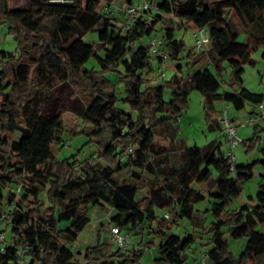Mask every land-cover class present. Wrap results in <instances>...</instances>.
<instances>
[{
    "label": "trees",
    "instance_id": "trees-1",
    "mask_svg": "<svg viewBox=\"0 0 264 264\" xmlns=\"http://www.w3.org/2000/svg\"><path fill=\"white\" fill-rule=\"evenodd\" d=\"M101 1L29 0V15L22 18L9 13L7 0H0V23L8 24L17 42L16 52L0 50V224L10 232L7 244L0 246V264H140L141 248L111 252L101 243L87 247L82 261L76 260L71 245L95 207L111 210V228L141 236L148 229L156 235L155 264H185L194 241L208 264H264V231L257 229L264 228V146L259 158L236 165L218 139L191 147L174 141L179 131L174 120L187 106L191 90L204 97L209 111L215 101H223L236 110L249 105L248 115H253L264 102V93L242 86L244 65L253 64L251 51L264 44V0H144L154 11L131 17L125 27L111 11L98 10ZM105 1L110 6L114 0ZM231 12L245 30L256 27L262 35L246 31L247 39L237 41L240 31ZM195 27H206L211 42L206 51L190 50L186 56L187 65L198 67L187 87L179 63L170 79L151 84L146 74L152 73V62L159 68L163 59L149 52L146 40L160 33L159 50L166 60L179 62L184 41L175 29ZM89 32L96 33V42L84 41ZM91 57L98 71L84 66ZM223 62L230 68V90H221ZM109 71L124 82L123 100L130 109L138 115L147 109L146 123L137 124L117 105L119 98L105 75ZM55 80L68 82L83 100L69 108L82 120L72 134L84 132L99 144L96 160L56 159L57 146L65 143L62 119L42 114ZM259 123L243 140L248 148L263 133ZM207 128L222 132L215 118ZM13 133L18 136L11 137ZM256 168L262 171L255 197L229 209ZM140 187L146 190L142 199ZM203 190L215 199L206 210L210 225L198 237L187 234L175 243L169 231L181 220L203 228L194 208L206 200ZM43 191L49 205L40 199ZM157 210L167 211L169 219L157 216ZM225 235L246 239L238 257L229 252Z\"/></svg>",
    "mask_w": 264,
    "mask_h": 264
},
{
    "label": "rangeland",
    "instance_id": "rangeland-1",
    "mask_svg": "<svg viewBox=\"0 0 264 264\" xmlns=\"http://www.w3.org/2000/svg\"><path fill=\"white\" fill-rule=\"evenodd\" d=\"M140 1L141 0H131V3H128L126 0H114L110 6H107L106 1L103 0L98 6V10L102 13L111 11L117 17L116 23L124 22L128 20V17L125 14L126 7L132 4L136 5ZM7 3L9 13L22 18L28 17L29 0H7ZM152 11H154L153 8ZM230 16L237 29L240 31L237 41L244 42L247 39V34L245 33L246 31L248 34L262 35L259 31H257L256 27H251L248 30H245L242 23L233 12H231ZM191 31L192 30L190 28L175 29L176 37L184 41V48L180 54L181 60L178 62L170 58L167 59L166 66L163 71L165 74L163 79L168 80L177 71L176 66L179 63L181 65L180 74L185 76L183 88L187 87L189 80L198 69V67L187 65L186 60V56L190 50H192L193 39ZM83 39L86 43H94L97 41V35L95 32H89L85 34ZM208 48L209 45L205 51ZM16 49L17 42L14 39L12 33L9 32L8 24L0 23V50L16 52ZM251 58L253 59V64L244 65L242 86L254 93H264V44L259 45L251 51ZM202 65L205 64L203 63ZM84 66L90 70H99V66L94 57L89 58ZM152 67V73H148L146 75L150 79L151 84L157 85L163 79H161L159 76L160 70L156 61L152 62ZM105 75L110 80L115 94L119 98L117 105L124 112L135 118L137 124L146 123L148 117L147 109L143 108L138 115L137 111L131 110L129 105L123 100L124 82L118 79L117 72L109 71L106 72ZM218 78L221 82V90L231 89L230 68L227 62L222 63V69L220 70ZM29 98H32V95ZM164 98L167 101L171 98L168 89L165 91ZM82 103L83 100L80 98L78 93L73 91L72 86L68 82H58L57 80L52 82V86L44 104L42 114L46 118H49L53 115H59L62 119L63 131L61 136L65 143L63 146L58 145L55 151V157L58 161H63L65 159L69 161H84L85 159L89 158L96 160L98 157L97 153L99 144L94 139L84 132L72 134V129L77 128L80 130L82 126V120L76 119L74 115L69 112V108L79 106ZM213 106L214 111L205 109L204 97L198 91L191 90L188 95L187 106L174 120L179 129L178 134L174 139L175 143L178 145L180 142H182L183 145L187 147L202 146L210 140L218 139L224 152H232V155L234 156V164L236 165L252 162L253 160L259 158V148L264 146V133H260L259 138L251 145L250 148L240 143L231 149V146L227 142L223 132L219 130L210 131L207 128V122L213 118L218 121L220 111L225 107L229 119L232 121V124L237 127V134L243 140H247L253 134L254 129L252 126H241V123L247 118L250 106L246 105L243 109L236 110L231 103L223 101H215ZM10 136L17 137L18 133L10 134ZM173 159L174 156L172 155L170 160ZM261 171L262 170L260 168H256L254 170L253 178L242 184V191L239 198L230 204L229 209L241 207L249 201V197H255L258 188V182L260 181L259 174ZM196 187L198 188L197 185ZM145 193V188L140 187L138 195L139 199H142L145 196ZM202 193L206 195V200L195 205L194 208L196 211H200V216L203 219V228L197 229L189 221L185 219L181 220L180 225L173 226L169 231L175 236V243H178L181 238L187 234L198 237L200 233H202L203 229L210 225L212 218L211 215L206 212V210L208 207H210V204L215 201V199L212 195L208 194L206 190H203ZM40 199L45 205H49L46 192L43 191ZM164 212L165 211L157 210L156 214L157 216H162ZM111 213L112 212L109 208L107 210H102L101 208L95 207L89 210L88 215L90 218V223L79 234L75 243L71 245L72 250L75 252V254H77L76 260L82 261L83 252L85 249L87 247H94L98 243L108 245L111 252L116 251V247H114L110 235L111 226L108 224ZM257 229L264 231L263 227H258ZM0 231L8 241L10 232L7 230V227L4 224H0ZM129 239V251L140 248L143 250L142 256L140 258V264H155V260L159 257L157 247L160 242L156 235L150 234L149 230L145 229L142 236L129 235ZM225 239L228 241L229 252L234 257H238L245 247L246 239L241 238L237 240H231L229 239L228 235H225ZM194 244L195 245L192 247L193 252L187 253V260L185 264H200L201 259H203L204 264H208L207 260L201 253V246L195 241ZM191 246L192 244H190L189 247ZM188 249L192 250L190 248Z\"/></svg>",
    "mask_w": 264,
    "mask_h": 264
},
{
    "label": "built area",
    "instance_id": "built-area-1",
    "mask_svg": "<svg viewBox=\"0 0 264 264\" xmlns=\"http://www.w3.org/2000/svg\"><path fill=\"white\" fill-rule=\"evenodd\" d=\"M51 2H72V0H50ZM152 10L151 6L144 0H141L136 5H129L125 9V14L127 17H129V21L126 22H118V25L121 27L127 26L131 22V17L136 16L144 11ZM192 52L195 54H198L202 51H204L207 46L211 42V37L209 30L206 27H195L192 29ZM147 48L149 52L157 57L162 58L163 61L159 64V70H160V78L163 79L165 77L164 69L166 66V55H164L159 49L162 45V37L161 34L156 32L152 36H150L146 40ZM264 83V81H263ZM218 122L220 127L222 128V132L224 133V136L227 140V142L230 144L231 149L240 144L243 143V139L237 134V127L232 124V121L229 119L227 111L225 107L220 111ZM258 122H260V126L262 129V132L264 133V102L258 104L256 107V113L253 115H248L247 118L241 123V126H255ZM228 154L231 156V160L234 161V156L232 155V152H228ZM232 170V168H231ZM163 218L168 220L169 219V213L166 211L163 214ZM178 223V222H177ZM110 235L111 239L113 241L114 247H116L118 250L122 252L129 251L130 246V239L129 235L125 232L120 231L117 227H112L110 229ZM7 244V240L2 235L0 231V246L3 248ZM2 251V249H1ZM21 255H23L21 253ZM22 264H25L24 262H21ZM200 264H204L203 259H201Z\"/></svg>",
    "mask_w": 264,
    "mask_h": 264
},
{
    "label": "crops",
    "instance_id": "crops-1",
    "mask_svg": "<svg viewBox=\"0 0 264 264\" xmlns=\"http://www.w3.org/2000/svg\"><path fill=\"white\" fill-rule=\"evenodd\" d=\"M14 13V12H13ZM196 243H198V242H196ZM193 245H195L194 243L192 244V246L190 247V249H192V247H193ZM198 245H200L199 243H198ZM195 250V249H194ZM193 252V249L192 250H189V253H192ZM201 253H202V249H201Z\"/></svg>",
    "mask_w": 264,
    "mask_h": 264
}]
</instances>
